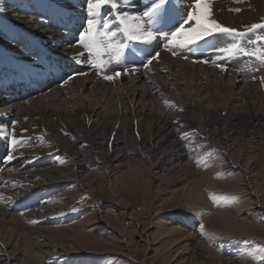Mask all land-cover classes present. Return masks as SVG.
<instances>
[{
    "label": "rangeland",
    "instance_id": "obj_1",
    "mask_svg": "<svg viewBox=\"0 0 264 264\" xmlns=\"http://www.w3.org/2000/svg\"><path fill=\"white\" fill-rule=\"evenodd\" d=\"M65 1L64 5L68 3L73 9L82 10L80 14H86L85 7L83 8L86 1L80 0L77 3L72 0ZM193 2L194 0H168L166 14L163 16L166 21H160L157 27H166V31L174 30L189 11L184 7ZM238 4L233 10L240 9L236 13L245 17L243 24L239 25L243 29L251 25L250 21H253L251 19L254 15L262 13L264 0H241ZM145 5L150 6V0H135L131 10L138 14L144 10ZM125 7L127 9L128 6L125 5ZM119 10L123 11L120 4ZM58 12L60 11L50 12L51 14L45 16V18L49 15L50 18H55V15L58 17L59 27L54 31L70 33L74 39L76 36L79 40L80 32L87 27V15H81L83 20L78 22L80 16H67L63 19L64 16ZM115 13L116 10L106 7L103 15L110 17ZM74 17H78L77 20ZM173 18L174 20L171 21ZM261 18L264 17L261 16ZM74 21L78 23L77 29L72 30L76 31L72 33L70 30ZM216 21L222 25L226 24L223 23L226 20L219 16ZM2 23L0 18V26ZM50 28L53 30V27ZM111 30L117 32L115 39L126 42L128 47L120 61L118 63L111 61L108 63L109 67L118 66L127 60L134 62L143 60L145 57L151 58L162 50L168 51L165 47L166 41L161 39L153 41L150 48L147 44L127 41L117 31L115 21L111 25ZM13 31L15 33V29ZM261 37H264V30H257L236 42L246 51H252L255 47V50L261 51L264 50V40ZM234 40H236L234 37L217 34L183 50L191 51L190 60L187 61L197 62L196 60L202 57L201 54H204L202 49L207 45L210 49L206 55H213L216 61V57L220 55L218 49ZM77 41L75 45H79ZM34 47L35 45L33 49L27 50V53L31 54L30 59L45 60L47 55L44 56L41 49ZM78 48L82 51L80 46ZM83 51L85 54L82 60L83 62L85 60L88 65V59H86L88 54L84 49ZM228 61L239 69H249L252 75L250 74L246 82H239L233 87L228 80H225L222 86L215 82L207 83L205 88L196 86L192 90V93L198 96L195 98L196 101L191 96L188 98L184 95L180 98L179 94H174L167 89L165 96L143 97V93H139L133 100L139 104L148 103L157 107L167 104L168 107L170 104L182 105V101L186 99L197 104L201 99L204 101L202 102L204 107L218 110L217 118L212 119L218 124L213 127H209L205 121V110L197 109V106H194L193 110L190 109L188 114L178 115L186 120L185 126L188 131L200 136L195 143L186 145V151L189 154L186 158H181V165H178L177 161L172 164L175 167L169 165L170 162L163 163V155L160 156V152L169 151V144L168 148L166 145L154 156L142 154L134 161L128 162L125 158L111 165L106 164L107 153L102 148L100 151L85 154L83 163L86 166V172L83 180L81 178L76 180L71 178V180L69 176H66L67 172H63L62 181L66 183L62 184L61 188L58 187L57 191L55 190L50 196L46 194L41 197L39 194H31L15 204L11 213H14L13 215L18 219H9L10 223H7V228L5 227L1 234L6 232L9 234L8 229L14 232L15 227H18L17 244L29 255L28 259H24L25 264H34L39 257L37 246L41 239H49L58 247L54 252L61 253V257L58 255L53 258H57L60 264L86 262V264H259V261L264 258V84L261 83V77L264 76L257 74L262 73L264 62L243 54L217 62L228 65ZM54 66L65 71L70 69L71 64L64 66L54 64ZM139 66L142 67L143 64ZM96 70L98 69H92L94 73L97 72ZM100 72L99 70L96 74ZM23 73L24 71L20 69L12 70L13 75L21 76ZM77 75L66 76L62 84ZM55 76L60 75L56 73ZM61 79L62 77L59 80ZM166 84L168 83L161 80L163 87L167 88ZM29 85L27 87H30ZM87 93L84 92L83 97L87 96ZM125 101L115 98L107 99L103 102L102 109L109 117L112 113L122 112L128 104V101ZM62 103L63 107L69 108V100ZM165 110L168 109L164 108V112ZM230 111L232 113L234 111L238 117L242 116L241 118L245 119V122L240 121V124L232 129L233 133L229 130L231 129ZM253 122L257 124L255 128L257 132L252 135ZM135 131L129 129L130 135L135 137V134L141 132L137 130L135 133ZM67 133L63 136L72 135ZM131 142L133 148H137L133 143L134 140ZM39 144L41 145V142ZM39 144L34 142L26 146L19 140V146H12L11 143L5 145L4 141H0V171L7 163L9 155L15 151L14 149H29L28 147L31 149L32 147L33 150L35 146L41 147ZM139 146L146 150L143 148L144 145ZM116 154L111 155V158ZM60 156L57 155L56 158L60 160ZM50 158V163H46L48 166L39 163L35 170L64 165V163L57 164L52 157ZM101 159L104 166L99 164ZM210 193L232 196L235 199L224 201L221 206H218L209 198ZM55 197L69 200L68 205L66 206L65 202L61 204L62 206L57 204L59 199L55 201L53 199ZM70 200L73 202L70 203ZM44 205L54 207L53 213L40 211L39 209ZM59 207L64 209V213ZM47 214H51L50 217ZM24 215H28V222ZM64 215L70 221L61 224L62 226L50 222L53 219L59 221ZM57 226H66V228L58 229ZM62 260H66V263ZM48 264L54 263L48 261Z\"/></svg>",
    "mask_w": 264,
    "mask_h": 264
},
{
    "label": "bare ground",
    "instance_id": "obj_2",
    "mask_svg": "<svg viewBox=\"0 0 264 264\" xmlns=\"http://www.w3.org/2000/svg\"><path fill=\"white\" fill-rule=\"evenodd\" d=\"M72 1L77 3L80 0ZM134 1L119 0V4L123 7L122 12L137 14L136 11L131 10ZM240 1L212 0V18L216 20L219 16L221 19L226 20V22H223L226 23L224 25L243 31L246 27L242 29L239 25L243 24L245 17L233 10L240 5L238 4ZM65 3V0H0V8L4 9L0 12V18L3 21L0 26V92H2L0 93V141H4L5 145L11 143L12 146L13 138L22 141L26 146L32 145L34 142H37V144L41 142V145L39 144L41 147L35 146L33 150L32 147L31 149L30 147H28L29 149H14L15 151L11 153L13 158L8 159L0 171V264H25L24 259H28L29 256L17 244L18 227H15L14 232H11L12 229L10 228L11 230L8 229L9 234L7 232L1 234L7 223H10L8 222L9 219H18L13 215L14 213H11L13 206L23 201L24 198L31 196V194H39L41 197L46 194L50 196L58 187L66 183L62 181L63 172H67L66 176H69V179L81 178L83 180V175L86 172L83 158L88 152L100 151L103 148L107 153L108 161L106 164L111 165L125 158L128 162L134 161L142 154L149 157L154 156L166 145V148H168L169 144V151L160 152V156L163 155V163L170 162L169 165H172L177 161L178 165H181V158H186L189 154H187L186 145L195 143V140L200 136L188 131L185 126L186 120L181 119L178 115L188 114L190 109L193 110L194 106H197V109L205 110L204 114L206 116L204 118L209 127L218 124V122L212 121L215 117L217 118L218 110L204 107V103H202L204 101L201 99L197 104L186 99L185 102L182 101V105L170 104L167 107V104H164L165 106L157 107L154 104L134 102V98L139 93H143V97H158L165 96L167 89L174 94H179L180 98L184 95L188 98L191 96L196 101L195 98L198 96L192 93L196 86L205 88L209 82H215L222 86L223 82L228 80L233 87L239 82H246L251 74L249 69H239L230 61H228V65H224L226 70L222 71L211 62L214 61V56L211 54L210 56L206 55V52L210 49L207 45L202 49L204 54H201L202 57L196 60L197 62L187 61L190 60L191 51L186 52L183 49H177L176 51L179 54L173 56L171 51L162 50L159 52V57L152 60V63L147 67L144 65L150 58L145 57L143 60H135L134 62H128L127 60V62L124 61L118 66L112 65V67H109L107 64L100 74H96L99 70L94 73L92 69L96 68L90 64L87 65L85 60L83 62L82 58L85 54L83 48V55L77 59L73 58L77 57L78 53H82L78 48L79 45H75L78 40L75 35L78 32L74 34V39L70 33L54 31L50 28V26H54V19H50L49 16L45 18L47 14L60 11L58 13L64 16L63 19L67 16H80L78 22H81L83 20H81V15H87V13L80 14L82 10L77 11L71 8L68 3L64 5ZM125 5L128 6L127 9H125ZM191 5H186L184 8L190 10ZM84 6L86 12L87 2ZM262 9L260 15L253 16L251 19L253 21H250L251 24L262 21L261 16L264 17V6ZM74 18L77 20L78 17ZM163 20L165 19L162 17L160 21ZM173 20L174 18L171 19V21ZM78 22H73L70 32L76 31L72 30L77 29ZM165 28L160 27L162 31H166ZM259 32L263 33L262 31ZM152 44L153 42L147 44L148 48L152 47ZM34 45V48L43 51L44 56L47 55L46 59L44 58L45 60H37L36 62L30 59L31 54L29 55L27 50L33 49ZM203 61H209V63H203ZM68 63L71 64V67L65 71L54 66V64L64 66ZM141 63L143 64L142 67L139 66ZM49 65H53V67L49 68ZM133 68L136 71H132ZM13 69L23 70L24 73L21 76L13 75L11 73ZM116 71L120 73L119 77L111 81L103 78L104 75H112ZM90 72H93V74H89ZM261 72L257 75L264 76V67ZM56 73L60 76H55ZM72 75L77 76L62 84L66 76ZM60 77H62L61 80H59ZM33 79L35 80L33 81ZM161 80L168 83L166 84L167 88L161 85ZM32 81L34 83L33 87H27ZM84 92L88 93L87 96L83 97ZM93 95L94 97H92ZM98 96L100 97L98 98ZM112 98L126 100L125 102L128 101V104L122 112L119 113L118 111L114 114L111 112L112 115L108 117L105 110L102 109V104L107 99ZM65 100H69L68 109L62 106V102ZM164 108L168 110L164 112ZM229 115L231 120V129L229 130L233 133L232 129L236 128L240 121L245 122V119L241 118L242 116L238 117L234 111L233 113L230 111ZM256 126V122H253L252 135L257 132ZM129 129L140 130L141 132L133 137L130 135ZM63 132L72 135L64 137ZM184 136H187V138L182 139ZM132 140H134L135 147L139 149L133 148ZM139 145H144L143 148H146V150L140 148ZM114 153L117 154L112 159L111 155L113 156ZM48 155L52 157L55 163H64V165L36 171V166L39 163H42V165L50 163L51 158ZM57 155H61L63 158L60 156L59 160V158H56ZM102 160H99V164L103 165ZM92 190H94V187H92ZM53 199L55 201L59 199L60 201L58 200L57 204L60 205L65 202L67 206L69 203V200L66 201L63 197ZM72 202L70 200V203ZM47 203L50 202L47 201ZM45 206L41 208L38 206L39 210L53 213L54 209L52 208L54 207ZM59 208L64 213V209ZM24 216L28 222V215ZM53 220L48 221L62 226L61 224H65L69 218L64 215L59 221H56L57 219ZM60 226H57L58 229L66 228V226ZM37 247L39 257L34 261V264H48V261L60 264L58 259L53 258V256L60 255L61 257V253H55L58 247L53 245L49 239H41L38 241ZM62 262L66 263V260H62Z\"/></svg>",
    "mask_w": 264,
    "mask_h": 264
},
{
    "label": "snow or ice",
    "instance_id": "obj_3",
    "mask_svg": "<svg viewBox=\"0 0 264 264\" xmlns=\"http://www.w3.org/2000/svg\"><path fill=\"white\" fill-rule=\"evenodd\" d=\"M86 2L87 27L80 32L78 44L88 54L87 62L100 71H103L106 65L113 60L118 63L128 47L126 42L115 39L117 32L111 30L113 21L117 23V31L127 41L151 44L153 41L161 39L166 41L165 47L172 52L173 56L179 54L176 51L177 49L188 48L217 34L234 37L236 40L218 49L220 55L216 57V61H211L222 71L226 70V67L217 63V61L231 58L238 54L256 57L264 62V50L257 51L253 49L252 51H246L236 42L257 30H264V18H262L260 23H253L243 31L224 26L212 18V0H194L191 9L186 13V17L171 31H162L157 27L161 18L166 14L168 0H150V6L145 5L144 10L138 14L120 12L119 0H86ZM106 7L116 10L115 15L105 17L103 13ZM3 10V8H0V12ZM235 11H240V9H235ZM261 39L264 40V37H261ZM81 55L83 53H78L77 57L73 58L77 59ZM158 57L159 53L157 52L148 59L144 66L147 67L152 63V60ZM203 63H209V61H203ZM132 71H136V69L133 68ZM119 76L120 73L115 72L112 75H104L103 78L111 81ZM261 83L264 84V77H261ZM185 138L187 136L182 137V139ZM18 143L19 141L13 138V146ZM12 158L11 155L8 157L9 160ZM209 198L218 206H221L224 201L235 199L232 196L215 193H210ZM201 227L203 228V226ZM259 264H264V258L259 261Z\"/></svg>",
    "mask_w": 264,
    "mask_h": 264
}]
</instances>
